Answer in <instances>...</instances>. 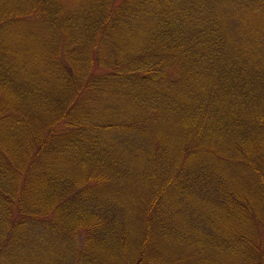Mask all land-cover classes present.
<instances>
[{"label": "trees", "instance_id": "1", "mask_svg": "<svg viewBox=\"0 0 264 264\" xmlns=\"http://www.w3.org/2000/svg\"><path fill=\"white\" fill-rule=\"evenodd\" d=\"M0 264H264V0H0Z\"/></svg>", "mask_w": 264, "mask_h": 264}, {"label": "rangeland", "instance_id": "2", "mask_svg": "<svg viewBox=\"0 0 264 264\" xmlns=\"http://www.w3.org/2000/svg\"><path fill=\"white\" fill-rule=\"evenodd\" d=\"M79 238H80V236H79Z\"/></svg>", "mask_w": 264, "mask_h": 264}]
</instances>
